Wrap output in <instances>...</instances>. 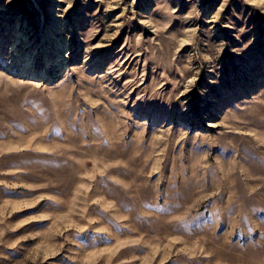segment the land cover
<instances>
[{"label":"rangeland","instance_id":"374dc122","mask_svg":"<svg viewBox=\"0 0 264 264\" xmlns=\"http://www.w3.org/2000/svg\"><path fill=\"white\" fill-rule=\"evenodd\" d=\"M0 264H264V0H0Z\"/></svg>","mask_w":264,"mask_h":264},{"label":"bare ground","instance_id":"6f19581e","mask_svg":"<svg viewBox=\"0 0 264 264\" xmlns=\"http://www.w3.org/2000/svg\"><path fill=\"white\" fill-rule=\"evenodd\" d=\"M61 44V43H60ZM60 44L59 45H57V43H56V45H57V48H58V46H60ZM34 53V52H33ZM31 56H28V60H26L27 61V63H29V62H31L30 60H31ZM26 65V64H25ZM25 68V67H24Z\"/></svg>","mask_w":264,"mask_h":264}]
</instances>
